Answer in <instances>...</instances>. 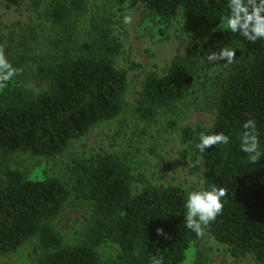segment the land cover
<instances>
[{"label": "trees", "instance_id": "trees-1", "mask_svg": "<svg viewBox=\"0 0 264 264\" xmlns=\"http://www.w3.org/2000/svg\"><path fill=\"white\" fill-rule=\"evenodd\" d=\"M3 1L13 7L24 0ZM139 1L166 24L180 10L184 30L200 42L238 48L235 66L213 97L212 127L186 126L181 129L182 141L204 159L205 187L215 183L227 189L223 211L204 235L209 232L236 258L251 255L264 264V159L251 165L239 150L241 124L255 118L264 151V44L220 30V18L228 13L227 0ZM34 6L38 9L39 1ZM86 11L84 0H54L45 13L61 28L53 39L54 49L35 62L34 70L14 60L13 66L21 71L0 90V256L38 237L46 251L38 264H106L97 251L106 242L117 244L121 251L122 262L113 264H151L154 255L162 256L164 264H183L192 244H201L204 235L197 237L184 226L187 193L182 187L145 185L134 192L127 166L113 154L75 160L73 189L93 203L95 222L89 240L70 247L50 225L69 197L63 181L31 179L21 169L3 170L7 157L16 153L60 156L92 128L123 113L127 72L114 62L122 43L108 21L92 22L80 39L76 24ZM196 67L197 60L177 56L163 76L148 73L135 101L139 119L154 123L162 110L185 99L195 84ZM29 75L43 87L39 92L27 87ZM203 131H223L230 143L200 154L195 144Z\"/></svg>", "mask_w": 264, "mask_h": 264}, {"label": "rangeland", "instance_id": "rangeland-1", "mask_svg": "<svg viewBox=\"0 0 264 264\" xmlns=\"http://www.w3.org/2000/svg\"><path fill=\"white\" fill-rule=\"evenodd\" d=\"M36 1H39L38 9L34 6ZM53 1L24 0L19 6L8 7L0 0V33L3 49L11 63L15 60L34 70L35 62L46 58L54 49L53 39L58 37L61 28L54 26L45 16ZM84 1L87 11L76 24L79 38L83 39L90 31L92 22L108 21L113 35L122 43V50L114 62L118 69L127 72L128 90L123 113L115 120L92 128L60 156L36 157L16 153L8 156L3 165V170L21 169L31 179L58 177L63 181L69 197L62 212L50 221V225L61 236L63 245L70 247L86 243L95 222L93 203L80 198L73 189L76 161L93 154H113L127 166L134 192L141 191L145 185H172L185 190L200 183L205 186L206 163L182 141L181 129L186 126L212 127L215 91L237 62L235 53L236 61L231 65H223L226 61L208 65L205 52L209 49L219 51L220 48L200 42L185 31L180 10L166 24L150 15L139 0ZM125 15L132 17L130 24L123 23ZM177 56L197 60L195 84L185 99L162 110L154 123L146 124L134 112L137 93L148 73L163 76ZM132 64L139 67L134 68ZM27 82V87L34 88L36 93L43 88L32 75L28 76ZM97 251L106 264L122 262L120 248L113 242L100 245ZM45 252L36 237L17 251L1 255L0 264H38ZM183 264L259 263L251 255L234 257L226 245L206 231L201 244L193 243L187 251Z\"/></svg>", "mask_w": 264, "mask_h": 264}, {"label": "clouds", "instance_id": "clouds-1", "mask_svg": "<svg viewBox=\"0 0 264 264\" xmlns=\"http://www.w3.org/2000/svg\"><path fill=\"white\" fill-rule=\"evenodd\" d=\"M227 6V15L222 16L219 21L220 30L226 29L253 44L257 42L264 44V0H227ZM131 22L130 15L123 17V23L130 24ZM237 49L224 45L219 51L209 49L204 55L208 65L226 61L223 65L228 66L236 61ZM20 71L13 66L4 49L0 47V90L8 87L9 82L19 75ZM241 127L243 131L239 135V150L247 155L249 164L258 165L264 159V151L261 150L257 122L255 118H249L242 122ZM229 143L230 136L223 131L214 133L203 131L199 134L195 150L203 154L213 146ZM186 193L183 203L184 226L197 237H202L205 228L222 213L227 189L215 183L207 187L200 183L187 187ZM157 233L163 234V230L158 229ZM151 264H164V259L162 256L154 255L151 258Z\"/></svg>", "mask_w": 264, "mask_h": 264}]
</instances>
